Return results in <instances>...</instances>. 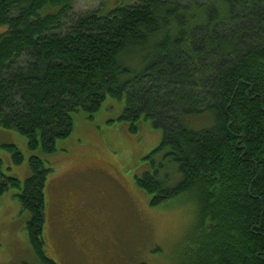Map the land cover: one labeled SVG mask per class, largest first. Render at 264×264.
Returning a JSON list of instances; mask_svg holds the SVG:
<instances>
[{"label": "trees", "instance_id": "obj_1", "mask_svg": "<svg viewBox=\"0 0 264 264\" xmlns=\"http://www.w3.org/2000/svg\"><path fill=\"white\" fill-rule=\"evenodd\" d=\"M73 2L0 0V128L49 154L73 113L122 99L131 131L146 120L162 131L135 188L197 212L171 264H264V0H121L82 14ZM30 168L22 184L0 157V197L20 190L36 264H58L46 240L53 170L36 155Z\"/></svg>", "mask_w": 264, "mask_h": 264}, {"label": "rangeland", "instance_id": "obj_2", "mask_svg": "<svg viewBox=\"0 0 264 264\" xmlns=\"http://www.w3.org/2000/svg\"><path fill=\"white\" fill-rule=\"evenodd\" d=\"M106 3L74 0L72 10L82 14ZM117 3L109 0V8ZM125 104L108 97L96 113H73L72 134L58 140L49 154L41 146L32 151L27 137L0 128V146L14 144L23 156L15 163L1 147L6 175L24 184L33 155L52 167L46 189V240L48 255L58 264H171L191 242L197 225L193 203L185 199L152 206L150 196L135 188L136 176L147 163L143 156L157 147L162 131L151 120L131 131L119 120ZM19 193L10 189L0 197V264L37 263Z\"/></svg>", "mask_w": 264, "mask_h": 264}]
</instances>
